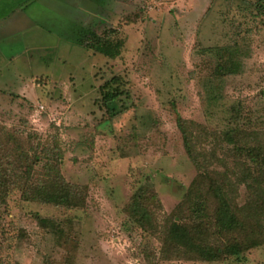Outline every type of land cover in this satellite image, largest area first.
Here are the masks:
<instances>
[{
	"label": "rangeland",
	"instance_id": "374dc122",
	"mask_svg": "<svg viewBox=\"0 0 264 264\" xmlns=\"http://www.w3.org/2000/svg\"><path fill=\"white\" fill-rule=\"evenodd\" d=\"M96 38L122 42L120 56ZM234 109L264 137V0H0V264H264V247L221 262L163 253L199 175L177 120L217 136L231 164ZM45 149L84 207L25 200Z\"/></svg>",
	"mask_w": 264,
	"mask_h": 264
},
{
	"label": "trees",
	"instance_id": "16d2710c",
	"mask_svg": "<svg viewBox=\"0 0 264 264\" xmlns=\"http://www.w3.org/2000/svg\"><path fill=\"white\" fill-rule=\"evenodd\" d=\"M122 47V42L106 38H96L91 45V49L110 59L119 57ZM104 98L109 104L116 95L109 88ZM230 124L221 134L235 156L234 162L228 164L217 158V136L195 122L178 118L185 151L199 175L166 219L162 230L163 253L173 252L187 260L221 262L241 259L246 252L264 247V137L259 131L249 132L251 118L244 119L236 109L232 111ZM209 142V148H204L203 144L207 146ZM43 153L41 157L36 154L26 166L29 177L40 165L45 173L30 182L25 200L70 210L84 207V189L66 182L61 174L63 158L49 149ZM216 160L222 171L210 168ZM241 188L245 189L242 204ZM142 218L137 223L147 230Z\"/></svg>",
	"mask_w": 264,
	"mask_h": 264
}]
</instances>
